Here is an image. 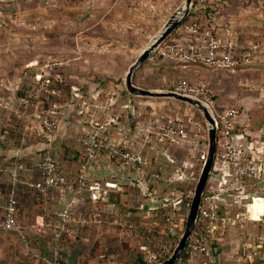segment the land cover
<instances>
[{
	"label": "trees",
	"instance_id": "obj_1",
	"mask_svg": "<svg viewBox=\"0 0 264 264\" xmlns=\"http://www.w3.org/2000/svg\"><path fill=\"white\" fill-rule=\"evenodd\" d=\"M224 7V6H223ZM215 9H218L216 11ZM194 13L191 12L189 16L182 22L188 23L194 19ZM226 15L225 19L221 16ZM229 16L230 12L227 9H222V6L212 7L211 3L206 4L203 9L202 18L205 26L211 30V32L219 37L224 38V36L229 35L234 42L236 47V52L238 49L243 47L244 42L241 37L235 33L231 26ZM248 49L244 47L241 55L237 56H248L251 58L252 49H260V45L252 44L247 45ZM152 58V59H151ZM151 58H148L141 66L145 63H152L155 67V72L153 76L146 73L142 76L141 81L136 82L139 85L145 87L154 88H172L171 81L174 79H184L186 81H198L205 82L208 88L213 93L214 106L216 108H223L226 103L229 105L234 104L235 94L240 91L237 86V90L234 91L232 87H223V78L212 77L208 68H212L203 62L193 63L191 62L187 68L183 69L178 65V61L171 57H161L160 55L154 53ZM152 60V61H150ZM240 62L239 65H245L249 63ZM236 66V67H237ZM192 68H196L197 73L191 71ZM214 69H225L229 68H214ZM175 71V75L170 79L167 72ZM230 70V69H229ZM49 72L46 75L44 84L42 87H38L36 84L27 82L28 84L23 85L20 89H17L13 99L7 98L6 109H11L12 104L15 108L10 110L12 112L10 115H3L0 119V135H5V140H1L4 146L12 148L26 147L32 141H40L43 143V147L36 150L30 157V167H35V162L37 161L40 153L46 146V143L38 138L31 137L30 141H23L24 138L30 137L29 126L37 123L36 111L49 109L52 111L51 116L57 119V128L59 126L58 117L64 112L58 108V105L70 101L69 103H74V95L72 86H76L77 89L85 97L86 93L84 83L75 82L73 79L70 82L66 81V78L71 77L64 71H58L57 69ZM215 73V72H214ZM220 75V72H217ZM156 79V80H153ZM110 88V87H109ZM96 89V88H95ZM232 89V90H231ZM108 89H103L97 94L98 97L103 100L106 97ZM243 90V89H242ZM117 96L110 106V110L113 114L120 115V117L129 125V131L126 133H121L116 127L110 129L112 141L120 148H126L129 150H139L143 156L149 159V167L154 169L162 176L166 177L164 181H155L151 178L148 171L134 170L130 165L124 163L122 160L115 156L106 157L101 155L94 159L87 171L86 178L88 181L97 180L100 182L101 187L105 190V193L100 196L98 201H93L90 197L88 189H81V191L76 193L77 201L72 208V216L74 219L73 225L75 228L73 237L63 236L62 240H71L75 238L77 234V225H84L80 222L82 215H86L88 212H92L98 209L107 218H113L116 210L118 212H125L126 210H132V218L136 222L137 226L134 233L130 236L121 235L120 242L125 249L120 250L123 254L122 262L123 264H146L145 255L146 249L148 247H154L156 241H163L170 245V252L174 249L178 242V238L184 229L186 214L188 210V205L191 199V193L193 192L198 178L199 172L202 167V160H199L197 156L207 146V132L205 121L202 114L193 106L188 105L184 102L181 104L183 106H188L190 109L189 113H182L178 111L175 107H171L169 104V99L163 103L162 108L152 107L151 104L140 103L141 101H150L146 97H138L129 94L123 86H118ZM243 92V91H242ZM241 92V93H242ZM91 95V93H90ZM88 96V95H87ZM86 96V97H87ZM24 98L30 100L29 104L23 102ZM131 100L132 105L124 106V103ZM138 100V101H136ZM15 101V103H13ZM67 103V102H66ZM74 107V105H73ZM241 107V110L246 113V122L238 123L236 127L237 132L243 133V141L246 144L254 143V146L264 145V130L261 128L252 127V109ZM155 109V110H154ZM76 112V109L74 107ZM10 116V118L8 117ZM78 122L80 127L73 126L72 137L75 142H79V136L83 132V128L86 124L84 115H79ZM154 117L159 121H167L169 119H175L181 116L185 121L189 119H198L201 122V127L199 129L195 127L188 128V134L182 144H169L167 142L159 141L157 137L153 136L148 141H145L142 137L146 134V130L143 125L148 119V117ZM28 126V128H27ZM194 140L196 143H194ZM68 140H65L59 147L53 146V151L58 159L59 166L62 168L67 184L76 185L82 178L83 172V149L77 150L76 146L72 143L67 144ZM220 133L218 132V144L216 146V151H219ZM39 143V142H38ZM190 144H195L196 150L195 155L188 153V147ZM63 150V151H62ZM264 156V155H263ZM8 168V184H9V169L13 166L14 162H22L24 166L27 165L28 160L20 157H12ZM75 166V167H74ZM21 177L23 179L24 172H22ZM171 185V189L167 188ZM209 185V183H208ZM22 185H19V189ZM174 188V189H173ZM51 189H56L57 192L64 196L67 201L73 193L70 192L65 187H52L45 192L36 191L38 198L43 200L44 197H48ZM33 190V189H32ZM176 198H180L178 204V214L181 221L176 226V234L170 235L165 234L163 237H159L156 231L166 230V226L161 221L160 215L158 214L160 210L166 208L163 205L164 200L170 201L171 204ZM64 202V205L66 203ZM95 202L103 205L102 208H95ZM249 203L257 208L260 207V211L264 209V190H259L256 197L251 199ZM19 204V203H18ZM64 205L55 208L52 205L48 206L47 213L51 215L50 221L53 222L54 213L64 207ZM236 206V207H235ZM243 203L239 202L232 194H225L221 197L218 203L219 213H226L228 210L231 212H236L239 209H243ZM149 213L147 216L146 214ZM252 214H257V211H250ZM146 215V216H145ZM76 224V225H75ZM93 224V223H92ZM90 224V225H92ZM85 226V225H84ZM198 233H201L199 224L196 225L195 229ZM249 228L236 227L234 229H227L224 233H218V236H208L210 243L209 254L196 253L194 255L189 254V250L186 248L180 255L187 261V264H196L197 261L201 259H207L209 264H235L236 257L241 255L243 252V241L248 240L247 234ZM47 251L42 252L48 256L51 255V239H52V228H48L47 231ZM195 232H192V236L189 240L194 237ZM133 241H136L135 245ZM264 252V249L261 250ZM130 252V254H129ZM133 254H132V253ZM106 254L103 257L105 258ZM65 263V261L62 259ZM259 258L253 261H247L245 264H258ZM66 264V263H65Z\"/></svg>",
	"mask_w": 264,
	"mask_h": 264
},
{
	"label": "built area",
	"instance_id": "obj_2",
	"mask_svg": "<svg viewBox=\"0 0 264 264\" xmlns=\"http://www.w3.org/2000/svg\"><path fill=\"white\" fill-rule=\"evenodd\" d=\"M205 7L204 0H195L191 11L195 14L194 19L178 25L159 45L158 55L176 59L178 65L183 69L187 68L191 62H203L212 68L229 69H234L240 62H247L248 56L236 55L238 54L236 47L229 35L219 38L205 26L204 22L206 21L202 18ZM171 85V89L196 95L209 103L217 118V144L218 132L220 133L219 151L215 150L212 170L202 193L198 212L197 224L200 226L201 233L195 230L196 235L188 241L186 248L189 250V254H209L208 236H218V233H224L227 229L247 226L249 228L246 237L248 240L243 241V252L236 257L235 264H245L247 261H253L256 258H259L258 264H264V252L261 251L264 249V209L260 211L259 206L255 208L249 203L251 199L256 197L259 190H264V145L254 146L252 142L244 143L243 133L235 130L241 117L240 100L237 95L234 97V104L216 108L213 93L205 82L174 79L171 81ZM117 90L118 87L108 89L104 100L98 96L88 98L75 95L78 98L73 105L77 114L84 115L86 122L80 135L83 148V172L82 178L76 185L67 184L66 176L53 151L57 119L51 116L52 111L49 109L36 111L38 120L37 123L29 126V134L30 137L38 138L46 143L35 162V169L39 178L35 180L22 179L20 174L24 172L23 163H13L9 169L8 194L0 205V230H17L21 241L24 244H29V239L19 224L17 200L19 185L39 192H45L52 187H65L73 195L66 201L62 209L54 213L53 222L45 224L53 230L51 255L28 251L27 253L31 258L40 259L45 264H65L60 255L59 241L63 236L73 237L74 235L72 208L77 201L76 193L81 189H88L93 201L98 200L105 193L99 181H88L86 178V171L90 163L97 157L101 155L115 156L134 170L148 171L151 178L157 182L166 180V177L162 176L160 172L149 167V159L143 156L139 150L120 148L112 141L110 133L112 127H116L121 133L129 131L126 120L122 119L120 115L108 112L117 96ZM23 102L29 104L30 100L24 98ZM205 126L207 132L206 122ZM143 127L146 130V134L142 137L145 141L155 136L159 141L179 145L184 142L188 128L199 129L201 122L198 119L185 121L181 116L162 122L151 116L148 117ZM0 140H5L4 134L0 135ZM194 143H196L195 140ZM195 150V144H190L188 153L195 155ZM197 158L202 160L203 165L207 158V146ZM167 188L171 189L172 187L168 185ZM225 194H232L239 202H242L243 209L236 212L228 210L226 213H219L218 203ZM179 202L180 198H176L171 204L168 200L163 201L166 208L160 210L158 214L166 226V230L156 231L159 237H163L165 234H176V226L181 221L178 217ZM250 211H257V214H252ZM105 218H107L106 215L95 210L82 215L80 222L89 225ZM108 219L109 223L123 236L132 235L137 226L130 209L125 212L116 211L114 217ZM171 253L168 243L156 241L155 248L148 247L146 249L145 262L146 264H155ZM99 256L103 257L104 254L101 253ZM172 264H187V261L179 256ZM196 264H209V261L201 259Z\"/></svg>",
	"mask_w": 264,
	"mask_h": 264
},
{
	"label": "rangeland",
	"instance_id": "obj_3",
	"mask_svg": "<svg viewBox=\"0 0 264 264\" xmlns=\"http://www.w3.org/2000/svg\"><path fill=\"white\" fill-rule=\"evenodd\" d=\"M183 1L0 0V102L6 97L13 99L27 82L42 87L47 71L55 69L72 75L67 82L84 83L88 98L97 91L123 86L124 75L138 51ZM208 3L230 12L231 26L244 42L239 55L247 45H260L259 50L252 49L250 62L245 65L208 70L212 77L223 78V87L240 89L233 94L239 100L246 97L253 102L251 125L264 130V0H204L205 5ZM141 65L134 72L135 83L142 80L141 74L153 76L155 72L152 63ZM174 72L168 71L167 76L172 79ZM72 90L74 101L83 95L78 89ZM146 98L155 108H162L169 99L171 107L190 112L175 99ZM69 102L65 99L58 107H67L63 114L74 118L76 112ZM14 108L12 104L10 110ZM10 110L0 106V119L10 115Z\"/></svg>",
	"mask_w": 264,
	"mask_h": 264
},
{
	"label": "crops",
	"instance_id": "obj_4",
	"mask_svg": "<svg viewBox=\"0 0 264 264\" xmlns=\"http://www.w3.org/2000/svg\"><path fill=\"white\" fill-rule=\"evenodd\" d=\"M193 73H197L196 68H192ZM72 86V89H76ZM92 93V96H98ZM140 103H148L150 101H141ZM253 102L246 100V97L240 99V105L246 109L250 108ZM132 105L131 100L124 103V106ZM2 108H6V103H1ZM67 107H63L66 110ZM74 108V107H73ZM10 118V116H8ZM246 113L241 110L240 122H246ZM79 129L80 123L78 117L71 118V115H64L60 117L59 126L54 135L53 146L60 150V146L65 140L67 144H74L77 150H81L82 144L80 141L75 142L72 137L73 126ZM84 129V128H83ZM258 129V128H257ZM31 137L25 138L29 142ZM35 139V138H34ZM37 141V140H36ZM32 141L26 147L12 148L4 146L0 140V205L5 200L8 194V168L12 157H20L28 160L27 165L24 166V177L28 180H35L39 175L35 167H30L31 154L43 147V143ZM83 149V148H82ZM61 151V150H60ZM63 151V150H62ZM75 167V166H74ZM48 197L40 200L32 190L24 185L18 188L17 200L19 203V224L21 230L27 235L29 244H24L21 241L19 232L17 230H0V264H45L40 259L31 258L28 251L42 254L47 251V229L46 223H51L49 218L51 215L47 213L48 206L52 205L57 208L64 205L66 201L64 196L59 194L56 189H51ZM98 201V200H95ZM95 208H102L98 202H95ZM98 210V209H97ZM118 212V210H116ZM120 212V211H119ZM147 216L149 213L146 214ZM145 215V216H146ZM54 220V218H53ZM108 218L90 223L92 225H77V234L74 239L62 240L59 244L61 258L66 264H123V254L120 250L125 249L120 240L121 234L118 230L109 223ZM76 225V224H75ZM51 228V227H50ZM74 236V235H73ZM106 254L105 258L99 255Z\"/></svg>",
	"mask_w": 264,
	"mask_h": 264
},
{
	"label": "water",
	"instance_id": "obj_5",
	"mask_svg": "<svg viewBox=\"0 0 264 264\" xmlns=\"http://www.w3.org/2000/svg\"><path fill=\"white\" fill-rule=\"evenodd\" d=\"M193 3L194 0H184L179 6L176 7V9L168 16L161 28L156 32V34H154L138 51L136 57L129 65L123 78V87L129 94L140 97L170 98L184 102L196 108L202 114L207 124V158L204 161L196 180L195 188L193 190L186 214L184 229L181 232L178 242L172 250V253L155 264H172L183 253L187 247L192 232H194L196 229L202 193L212 170L215 156L217 144V118L212 106L200 97L193 94L179 92L171 88L145 87L136 84L133 80V75L135 70L145 60L153 55V53L158 49L159 45L166 39V37L189 16L192 11Z\"/></svg>",
	"mask_w": 264,
	"mask_h": 264
}]
</instances>
